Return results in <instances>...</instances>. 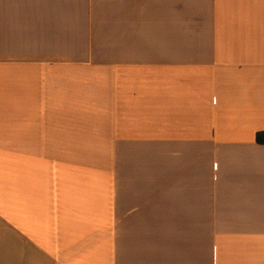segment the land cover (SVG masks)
Segmentation results:
<instances>
[{"label": "crops", "instance_id": "1", "mask_svg": "<svg viewBox=\"0 0 264 264\" xmlns=\"http://www.w3.org/2000/svg\"><path fill=\"white\" fill-rule=\"evenodd\" d=\"M0 264H264V0H0Z\"/></svg>", "mask_w": 264, "mask_h": 264}]
</instances>
